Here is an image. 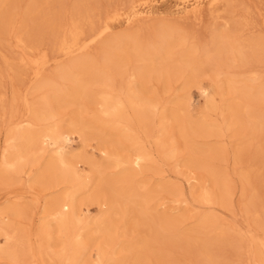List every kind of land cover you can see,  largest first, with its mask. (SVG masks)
Returning <instances> with one entry per match:
<instances>
[{"label": "rangeland", "instance_id": "rangeland-1", "mask_svg": "<svg viewBox=\"0 0 264 264\" xmlns=\"http://www.w3.org/2000/svg\"><path fill=\"white\" fill-rule=\"evenodd\" d=\"M208 1L0 0V165L15 151L9 134L58 128L64 135L61 149L43 146L20 170L0 174V247L5 228L15 239L14 254L0 255V264H67L77 238L83 249L76 264H98L99 248L105 264L262 263L264 107L246 103L257 122L233 113L229 80L264 84V0H220L216 10ZM193 6L198 19L188 14ZM139 7L156 13L128 24L126 16ZM164 30L176 43L168 48L170 62L154 59L150 67L133 47L150 48ZM119 48L121 64L114 58ZM186 52L207 62L195 76L180 62ZM107 86L121 100L133 91L153 107L142 125L130 110L121 121L132 127L136 145L100 113L97 94ZM45 111L46 121L33 119ZM180 123L199 132L185 138ZM72 124L81 132H71ZM161 124L173 156L156 142ZM136 147L149 154L140 168L129 164ZM206 151L214 157H204ZM60 157L80 179L37 180ZM202 193L212 203H202ZM70 206L75 232L66 238L57 221Z\"/></svg>", "mask_w": 264, "mask_h": 264}, {"label": "bare ground", "instance_id": "bare-ground-1", "mask_svg": "<svg viewBox=\"0 0 264 264\" xmlns=\"http://www.w3.org/2000/svg\"><path fill=\"white\" fill-rule=\"evenodd\" d=\"M220 0H210L208 1V7L210 9L216 10ZM185 6V5H184ZM177 9V8H176ZM199 8L197 6H193L190 8V10H188V14H191L192 16L195 17V19H198V13H199ZM210 12V11H209ZM156 13V11L152 8V7H139L138 9L132 11L129 16H126L125 21L128 24H131V22L133 21H146L149 20L154 14ZM162 29V28H161ZM73 33V32H72ZM169 32L167 31H162V33H160L159 35V39L155 44H151L152 46L150 48H145L144 50H140V47L137 48L136 46L133 47L134 48V52L135 55L138 56H142V57H147L149 62L150 67L152 66V63L154 61V59H160L163 60L164 62H170L169 60V56L171 57V52L169 53V50L171 49V47H173L175 44L174 42H172V40H170V35L168 34ZM102 34V33H101ZM72 36V35H71ZM173 37V36H172ZM15 38V37H14ZM16 39V38H15ZM108 40V39H107ZM125 40V38H124ZM126 41V40H125ZM128 42V40H127ZM122 43V42H121ZM254 43V42H253ZM116 44V43H115ZM181 44V43H180ZM217 44V43H216ZM118 46V45H117ZM121 46V45H120ZM252 46V45H251ZM175 47V46H174ZM253 47V46H252ZM118 48V47H117ZM237 47H235L234 49H236ZM255 49V47H253ZM173 49V48H172ZM212 49V48H211ZM215 49V48H214ZM232 49V48H231ZM238 49V48H237ZM251 49V48H250ZM253 49V50H254ZM120 49L118 50V52L115 54L114 58L116 57V59H119V61L121 60V52H119ZM233 50V49H232ZM69 51V50H68ZM252 51V50H251ZM257 52V50H255ZM116 52V51H115ZM218 52V49L216 48L214 50V53L216 54ZM237 53V51L235 50L234 54ZM239 53V52H238ZM253 53V51H252ZM262 52H260L261 54ZM208 54H210L209 52L205 53V56L207 57ZM232 54V53H231ZM252 55V54H251ZM257 55V54H256ZM213 56V55H212ZM215 56V55H214ZM217 56V55H216ZM255 56V55H254ZM113 57V56H112ZM127 57V56H126ZM144 57V58H145ZM210 57V56H209ZM241 57V55H240ZM108 58V57H107ZM242 58V57H241ZM139 59V58H138ZM141 59V58H140ZM146 59V58H145ZM214 59V58H213ZM112 60V58H111ZM114 60V59H113ZM143 60V59H141ZM147 60V59H146ZM208 60V59H207ZM116 61V60H115ZM145 61V60H144ZM202 61V60H200ZM200 61H197L195 55L193 52H186L183 53L181 55L180 58V62L186 65V70L189 72V74L191 76H195L196 72H197V68L200 66ZM112 62V61H111ZM123 62V61H122ZM155 62V61H154ZM203 62V61H202ZM201 62V63H202ZM210 62V61H209ZM161 63V61H160ZM204 63V62H203ZM202 63V64H203ZM207 63V62H206ZM204 63V64H206ZM211 63V62H210ZM115 64V63H112ZM121 64V61H120ZM119 64V65H120ZM175 64V63H174ZM180 64V63H179ZM182 64V66H184ZM233 64V63H232ZM148 65V66H149ZM173 65V64H172ZM207 65V64H206ZM118 66V65H117ZM116 66V67H117ZM243 66V65H242ZM88 67V66H87ZM147 67V66H146ZM79 70L81 68H83V65H80V67H77ZM118 68V67H117ZM182 68V67H181ZM107 70V68H105ZM119 69H117L118 72ZM122 70V69H121ZM178 70V69H177ZM242 70V69H241ZM151 71V70H150ZM109 73V71H108ZM110 74V73H109ZM138 74V73H137ZM185 74V73H184ZM108 75V74H107ZM117 75V74H116ZM143 75V74H142ZM61 76V75H60ZM72 74L69 72H63V78H71ZM103 77V76H102ZM125 77V76H124ZM101 78V77H100ZM239 78V76H238ZM241 78V77H240ZM255 78V77H254ZM253 79V78H252ZM228 80V79H227ZM241 79H233V80H229L230 83V87L235 91L236 93V104L233 107V113L235 112L240 113L242 112L246 118L249 121H254L257 122L258 120L256 119V117L254 116V114L252 113V111L250 110V108H248L246 106V103H251L253 106L255 105H259L260 107H264V84H260L258 86H251L246 83H243L242 80L240 83ZM52 81V80H51ZM50 81V82H51ZM78 81V80H77ZM102 82V80L100 81ZM240 83V84H239ZM52 84V83H51ZM76 84V83H75ZM90 84V83H89ZM101 84V83H100ZM239 84V85H237ZM45 85V83H44ZM87 85V84H86ZM104 85V84H103ZM254 85V84H253ZM47 86V84H46ZM50 86V85H49ZM54 86V85H52ZM88 87V85H87ZM76 90H78V92H83V87L77 83L76 86ZM86 88V87H85ZM84 88V89H85ZM102 88V87H100ZM54 89H56L54 87ZM58 89V88H57ZM87 90V89H86ZM134 90V89H133ZM60 91V90H59ZM100 91V90H99ZM126 92V91H125ZM76 93V92H75ZM127 94L125 95L124 100H121L117 95L114 94V91L112 89V86H107L104 90H102L101 92H99L98 95V105L100 106V113L101 115H103L105 118H107V124L114 129V131L116 130L119 134V136L121 138H123L124 140H126V142L130 143V146H133V144L136 145L137 142V138L135 135H133V131L130 130L132 127H130V129H125L120 127L121 125V121L122 120H126V112L128 110H130L136 118H137V122L139 125H142V123L146 120L147 115L151 112L152 108L151 106H148L146 103H144L139 97L138 95L133 92V91H128L126 92ZM121 94V93H120ZM85 95V94H84ZM124 95V94H123ZM122 97V96H121ZM44 100V99H43ZM73 101V100H72ZM149 101V100H148ZM148 103V102H147ZM151 104V103H149ZM48 111V110H47ZM47 111H45L44 114L41 115L40 114H35L33 119L36 120L37 122H42V121H46L49 118V112L47 113ZM98 114V113H97ZM152 114V113H151ZM152 116V115H151ZM52 117V115H51ZM134 117V119H135ZM174 117V116H173ZM176 118V117H174ZM163 119V118H162ZM165 119V118H164ZM260 121L262 120L259 119ZM163 121V120H162ZM264 121V119H263ZM148 122V121H147ZM152 122V121H151ZM178 123V122H177ZM182 123V122H181ZM180 123V132L181 135L184 136L185 138L189 135V134H194L195 132H199L196 131L197 127L193 126L192 124H181ZM184 123V122H183ZM187 123V122H186ZM77 124V123H76ZM75 124V125H76ZM130 124V123H129ZM264 124V123H263ZM74 124H72L70 126V131L71 132H79L80 130L76 128ZM146 125V124H145ZM166 125V124H165ZM200 127V126H199ZM141 128V126H140ZM147 128V127H146ZM201 128V127H200ZM22 129V128H21ZM26 129V128H24ZM18 130V129H17ZM190 130V131H189ZM81 132V131H80ZM145 132V131H144ZM193 132V133H190ZM160 136L157 137L156 142L162 147L164 154L169 157V156H173L174 152H175V147H173V145L170 144V146H168L169 144H167L165 142V139L167 137V128L161 124V129H160ZM147 135V134H146ZM9 137H7L8 139H13L15 142V151L11 154L10 157H4V159L1 162L0 165V174H7L10 172H16L19 169L20 165H22V163H27L29 160H33L34 157L36 156V152L39 151L41 148L43 149V146H48L51 148H55V149H59L62 145H63V134L60 131V129L58 128H49L46 130H40V131H32V130H21V132H16L13 133V135L9 134ZM189 137V136H188ZM187 137V138H188ZM169 138V137H168ZM167 138V139H168ZM65 140V138H64ZM170 140V139H169ZM62 143V145L60 146V144ZM9 147V146H8ZM11 149V148H10ZM61 149V148H60ZM136 155L130 159L129 158V164L133 167V168H140L143 162H146L149 159V154L145 151H142L140 148L137 149L136 147ZM105 155V154H104ZM204 157H209L210 159L213 158L214 156L212 155V153L210 151H206V153H204ZM208 158V159H209ZM118 161V159H117ZM121 161V160H120ZM196 161V160H195ZM124 162V161H123ZM194 163V159L192 161ZM197 162V161H196ZM120 163V162H119ZM126 163V162H125ZM205 163V162H204ZM118 167H120L121 165L116 163ZM123 164V163H122ZM202 166V164L200 165ZM200 168V167H199ZM208 169V168H207ZM212 169V168H211ZM81 174H77L76 170L71 166L68 165V163L66 162V160H64L62 157L58 158L56 161L54 162H48L46 164L45 169L43 170V172L38 176L37 180H45L47 181L49 184H62L65 183L67 181L71 182V181H78L80 179ZM215 177V176H214ZM35 180V179H34ZM218 180V179H217ZM219 181V180H218ZM218 183V182H217ZM221 182H219L218 184H220ZM72 184V183H70ZM74 184V183H73ZM83 185V184H82ZM78 188V187H77ZM135 190V189H134ZM78 191V190H77ZM129 195L133 198H135V200L138 199V195L132 191L129 190L128 191ZM207 193V192H206ZM206 193H202L200 195V201L202 203H212V196L206 194ZM225 193V192H224ZM222 195V194H221ZM225 195V194H224ZM227 196V194H226ZM66 197V195H65ZM98 198V197H97ZM225 199V197H223ZM222 201H225V200ZM133 200V199H132ZM147 199L142 198V201L146 202ZM92 201L95 202L96 199L92 198ZM138 201V200H137ZM136 202V201H135ZM141 202V200H140ZM148 202V201H147ZM147 204V203H146ZM71 205V204H70ZM50 206V205H49ZM54 206V204H53ZM76 207V206H75ZM50 209V208H48ZM74 206L73 207H68L66 211H62V214L59 217V221L58 225L62 234L66 236L67 235L69 237V234L71 235L72 232H75V229L70 228V221L69 218L74 216H71L74 212ZM51 210V209H50ZM61 213V212H59ZM76 214V213H75ZM74 215V214H73ZM76 217L79 218L76 214ZM75 219V218H74ZM79 221V219H77ZM74 221V220H73ZM209 220L205 219L203 221L204 224H206ZM81 223V222H80ZM76 224V223H75ZM83 224V223H82ZM81 224V225H82ZM98 225V224H97ZM100 225V224H99ZM99 225H98V229H99ZM207 225V224H206ZM209 225V224H208ZM77 227L79 226V223L76 225ZM84 226V225H83ZM76 227V228H77ZM85 227V226H84ZM88 227V226H87ZM109 228V227H108ZM208 228V227H207ZM9 228H5V230H3L4 234H3V239L6 243L5 248L0 247V255H5L8 257H11V255L14 254V251L12 250L13 247L12 243L14 242V236L10 233V231H8ZM97 231H101L100 229ZM70 231V233H69ZM76 231H78L76 229ZM80 231V230H79ZM87 232V231H86ZM79 235V234H78ZM74 236V235H73ZM218 236V235H217ZM219 237V236H218ZM64 238V237H63ZM62 238V239H63ZM77 238V237H76ZM75 239V238H74ZM81 239V238H80ZM79 239V240H80ZM66 240V239H65ZM77 238V241H79ZM220 240V237H219ZM74 242L72 243V249H71V255L67 256L69 257V263L70 264H76V260L78 259L77 257L80 254V252L82 251V247L80 242ZM38 242V241H37ZM71 248V247H70ZM45 249V248H44ZM258 249V248H257ZM259 250V249H258ZM260 250L263 252L261 254L262 257V263L264 264V242H262L260 244ZM67 251V250H66ZM70 252V250H69ZM62 254V253H60ZM98 257H99V263L98 264H105V253L103 252L102 249H98ZM255 254V253H254ZM60 256V255H58ZM57 257V256H56ZM55 257V258H56ZM51 258V257H50ZM58 258V257H57ZM61 259V257L58 258V260ZM62 260V259H61ZM66 260V259H65ZM260 261V260H259ZM64 262V261H63ZM68 262V260H67ZM67 263V264H69ZM66 264V263H65ZM110 264H115V263H110Z\"/></svg>", "mask_w": 264, "mask_h": 264}]
</instances>
